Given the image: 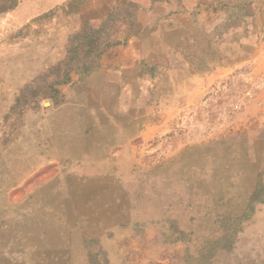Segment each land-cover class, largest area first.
Masks as SVG:
<instances>
[{"label": "rangeland", "instance_id": "rangeland-1", "mask_svg": "<svg viewBox=\"0 0 264 264\" xmlns=\"http://www.w3.org/2000/svg\"><path fill=\"white\" fill-rule=\"evenodd\" d=\"M0 264H264V0H0Z\"/></svg>", "mask_w": 264, "mask_h": 264}, {"label": "crops", "instance_id": "crops-1", "mask_svg": "<svg viewBox=\"0 0 264 264\" xmlns=\"http://www.w3.org/2000/svg\"><path fill=\"white\" fill-rule=\"evenodd\" d=\"M45 120V121H44ZM43 121L46 123L47 122V124H48V126H49V117L48 118H46V119H44ZM53 158H52V156L51 157H49V160H52Z\"/></svg>", "mask_w": 264, "mask_h": 264}]
</instances>
